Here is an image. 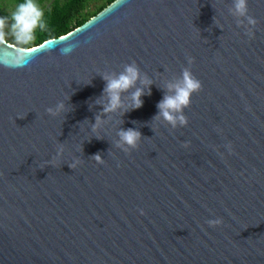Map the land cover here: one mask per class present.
I'll return each mask as SVG.
<instances>
[{
	"label": "water",
	"instance_id": "obj_1",
	"mask_svg": "<svg viewBox=\"0 0 264 264\" xmlns=\"http://www.w3.org/2000/svg\"><path fill=\"white\" fill-rule=\"evenodd\" d=\"M247 8L254 26L234 0H114L32 47L0 36V264H264V0ZM186 68L202 87L173 127L158 104Z\"/></svg>",
	"mask_w": 264,
	"mask_h": 264
},
{
	"label": "clouds",
	"instance_id": "obj_2",
	"mask_svg": "<svg viewBox=\"0 0 264 264\" xmlns=\"http://www.w3.org/2000/svg\"><path fill=\"white\" fill-rule=\"evenodd\" d=\"M234 14L237 16H247L248 23L255 25L256 20L248 15L247 0H234ZM44 13L40 8L37 0H24L23 3H19L16 6V10L12 13L11 31L15 37V40L20 45L29 44L34 39V34L37 28L43 29L45 27ZM7 26V18L0 17V36L4 35V29ZM248 35H252L249 31ZM21 53L25 50L20 49ZM25 64L23 56L17 59L13 67H22ZM104 80L107 82L105 86V93L108 96V103L103 108L104 112H113L123 106L122 94L132 87H134L140 78V71L135 64L126 66L125 70L119 75H104ZM145 84L150 85L152 82L145 78L143 81ZM201 81L196 78L190 69H184L182 78L175 82L169 83L168 89L173 94L165 95L164 99L158 104L160 112L157 115V119L160 116L173 127L177 123L183 125L187 123L186 117L182 114L183 109L188 107L191 103L192 95L201 90ZM143 88H137L135 92L131 94L132 107L139 108L143 104L141 97L144 95ZM150 94V90H149ZM63 104L59 106L58 110H62ZM52 112V109H49ZM100 121V117H97V124ZM94 129L96 125L93 126ZM120 143L118 146H129V148H136L142 137V133L134 128L121 129ZM126 151L128 148L125 149ZM97 162L103 163L100 154H96L93 157ZM74 167V165H73ZM143 214V209L140 210ZM208 223L212 226H216L222 223L221 219L210 220Z\"/></svg>",
	"mask_w": 264,
	"mask_h": 264
},
{
	"label": "trees",
	"instance_id": "obj_3",
	"mask_svg": "<svg viewBox=\"0 0 264 264\" xmlns=\"http://www.w3.org/2000/svg\"><path fill=\"white\" fill-rule=\"evenodd\" d=\"M14 6L24 0H8ZM51 3L49 4V2ZM114 0H37L44 13L45 27L37 28L34 39L25 45L16 42L15 37L4 29L2 38L24 48L35 46L47 39L56 38L80 26L92 16L96 15ZM49 4V5H48ZM14 12V11H13ZM12 12V13H13ZM12 13L0 7V17L7 18V24H12Z\"/></svg>",
	"mask_w": 264,
	"mask_h": 264
},
{
	"label": "rangeland",
	"instance_id": "obj_4",
	"mask_svg": "<svg viewBox=\"0 0 264 264\" xmlns=\"http://www.w3.org/2000/svg\"><path fill=\"white\" fill-rule=\"evenodd\" d=\"M50 3H51V1L49 2V4H50ZM49 4H48V5H49ZM1 5H2V8L8 10V11L11 12V13H12L13 11H15L14 6H13L11 3H9L8 0H0V7H1ZM5 28H6V30L8 31L9 34L13 35V33H12V31H11V25H10V24H7V26H6ZM13 36H14V35H13Z\"/></svg>",
	"mask_w": 264,
	"mask_h": 264
}]
</instances>
